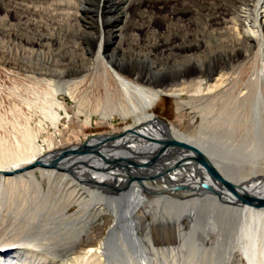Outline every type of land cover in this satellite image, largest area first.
Here are the masks:
<instances>
[{
	"label": "bare ground",
	"instance_id": "bare-ground-1",
	"mask_svg": "<svg viewBox=\"0 0 264 264\" xmlns=\"http://www.w3.org/2000/svg\"><path fill=\"white\" fill-rule=\"evenodd\" d=\"M232 23L226 33L236 32L242 47L221 57L225 61L217 77L215 53H185L177 56L184 65L171 60L168 71L145 72L131 62L108 59L103 39L88 57V69L36 72L55 89L53 100L45 103L55 126L63 110L59 92L79 110L136 116L138 122L124 133L88 139L87 147L62 164L64 169L47 164L85 143L46 152L26 129L25 146L11 150L0 138V235L6 234L0 264H237V253L247 264H264V204L240 196L264 199V0H242ZM201 45L180 48L186 52ZM184 93L207 101L196 135L166 126L147 112L162 95ZM89 151L100 154L84 161ZM126 169L137 177L130 180ZM146 192L157 197L150 199ZM73 205L78 208L69 213ZM140 210L154 216L142 236ZM105 214L114 221L100 250L72 257ZM156 225L169 227L174 236L160 231L158 242ZM111 249L121 250L126 261L108 260Z\"/></svg>",
	"mask_w": 264,
	"mask_h": 264
},
{
	"label": "rangeland",
	"instance_id": "rangeland-1",
	"mask_svg": "<svg viewBox=\"0 0 264 264\" xmlns=\"http://www.w3.org/2000/svg\"><path fill=\"white\" fill-rule=\"evenodd\" d=\"M241 1L0 0V138L5 143L2 146L21 150L25 146L26 129H29L37 135L36 144L44 151H63L90 138L121 134L135 126L136 116H103L79 110L77 103L64 92L56 97L63 110L59 111L60 121L55 126L52 112L45 104L53 100L55 89L41 82L36 72L71 66L88 69L92 66L88 57L93 56L90 53L98 49L102 39L107 43L108 59L131 62L145 72L168 71L174 65L172 61L184 65L183 58L177 56L185 53H215L218 63L214 77H217L223 71L225 60L221 57L233 56L234 50L242 47L236 32L226 33V29L233 30L236 6ZM198 41L202 43L199 49L184 52L180 48ZM257 50L258 45H255L254 52ZM171 54L173 57L169 60ZM242 61V58L236 60L233 66ZM200 102L191 100L188 93L165 94L147 112L154 119L159 116L166 120V126L196 135L202 107L207 101ZM43 184L47 189V181ZM146 194L150 199L157 197L154 193ZM77 208L73 205L69 213ZM140 215L139 235L142 236L154 216L141 210ZM113 221L111 214H105L84 238L85 243L70 255L77 257L86 251L89 255L97 253ZM154 228L158 242L161 241L160 231L172 234L170 238L174 236L169 227L161 230L156 225ZM5 235L1 233L0 243ZM126 239L134 255L137 250L130 237ZM241 257V253H237L236 263L247 264ZM106 258L114 263L119 259L126 261L125 254L117 249H111Z\"/></svg>",
	"mask_w": 264,
	"mask_h": 264
},
{
	"label": "water",
	"instance_id": "water-1",
	"mask_svg": "<svg viewBox=\"0 0 264 264\" xmlns=\"http://www.w3.org/2000/svg\"><path fill=\"white\" fill-rule=\"evenodd\" d=\"M155 118L160 121V122H166V120H164L163 118L159 117V116H155ZM177 145H180V146H183V147H187V148H193L192 146H189L187 144H180V143H176ZM87 147V144H83L82 147H80L79 149H70L67 153H62L60 155H57L55 158L52 159V161L47 164L48 166L50 167H55V168H58V169H64V166L62 164H67L68 161L71 160V158L73 157V155H76L77 153L81 152V150H83V148ZM94 153H97V154H100L99 151L97 152H87L86 154V157H85V160H88V157L91 156L92 154ZM102 156V155H101ZM104 159L103 161H110L112 160L111 158L107 157V156H103ZM204 164H206L210 169H212L213 172L214 169L213 167L210 165V163L206 160V159H201ZM117 162V160H116ZM89 165V164H88ZM115 168H118V169H121V170H124L122 166H120L118 163H116V165H114ZM126 172L130 175V180H133V178H136L137 176H135V173L131 170V169H126ZM230 189L231 191H235L233 189V185L230 184V183H225ZM241 198L243 199V201H248L249 203H252V204H255L257 206L261 205V204H264V199H255L253 197H250L249 195L247 194H240Z\"/></svg>",
	"mask_w": 264,
	"mask_h": 264
}]
</instances>
